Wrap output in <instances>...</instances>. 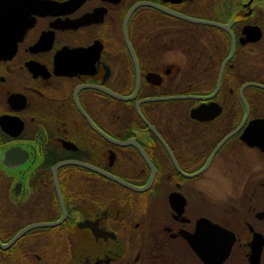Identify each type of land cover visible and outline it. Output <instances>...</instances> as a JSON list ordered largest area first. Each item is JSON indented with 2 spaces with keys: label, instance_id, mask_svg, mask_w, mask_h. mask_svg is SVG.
Returning a JSON list of instances; mask_svg holds the SVG:
<instances>
[{
  "label": "flooded vegetation",
  "instance_id": "flooded-vegetation-1",
  "mask_svg": "<svg viewBox=\"0 0 264 264\" xmlns=\"http://www.w3.org/2000/svg\"><path fill=\"white\" fill-rule=\"evenodd\" d=\"M206 261L264 264V0H0V264Z\"/></svg>",
  "mask_w": 264,
  "mask_h": 264
},
{
  "label": "water",
  "instance_id": "water-1",
  "mask_svg": "<svg viewBox=\"0 0 264 264\" xmlns=\"http://www.w3.org/2000/svg\"><path fill=\"white\" fill-rule=\"evenodd\" d=\"M118 180V179H117ZM118 181H120L122 184H124V185H126V186H128V187H131L132 189H134V190H144V189H146V187H148L150 184H147L146 186H144V187H135V186H132V185H129V184H127V183H125V182H123V181H121V180H118ZM150 182H151V180H150ZM227 252H228V250H227ZM226 255V254H225ZM224 257V256H223ZM208 264H209V261H206Z\"/></svg>",
  "mask_w": 264,
  "mask_h": 264
}]
</instances>
